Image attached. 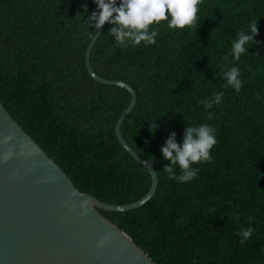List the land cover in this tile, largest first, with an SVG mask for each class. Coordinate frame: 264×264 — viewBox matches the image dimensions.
Segmentation results:
<instances>
[{
	"label": "trees",
	"instance_id": "trees-1",
	"mask_svg": "<svg viewBox=\"0 0 264 264\" xmlns=\"http://www.w3.org/2000/svg\"><path fill=\"white\" fill-rule=\"evenodd\" d=\"M96 8L93 0H0V101L82 192L128 205L149 193L152 175L115 132L130 91L87 70L98 31L86 22ZM253 20L260 43L234 61L232 42ZM198 26L170 29L164 21L152 26L155 45L121 48L106 24L95 43L94 71L137 92L122 134L159 178L145 205L99 212L157 264H264V0H203ZM233 66L239 92L225 87ZM218 92L222 102L206 109L201 101ZM202 124L215 129L211 162L193 165L191 181L169 179L161 147L170 133L182 144L186 127ZM248 227L255 231L241 244Z\"/></svg>",
	"mask_w": 264,
	"mask_h": 264
},
{
	"label": "water",
	"instance_id": "water-1",
	"mask_svg": "<svg viewBox=\"0 0 264 264\" xmlns=\"http://www.w3.org/2000/svg\"><path fill=\"white\" fill-rule=\"evenodd\" d=\"M106 24L87 49L86 67L96 81L130 91L131 103L115 132L124 149L151 173L152 187L128 205L107 204L82 192L0 101V264H157L130 234L99 212L137 209L155 196L159 185L155 168L122 134L137 92L125 82L101 77L91 64L92 49Z\"/></svg>",
	"mask_w": 264,
	"mask_h": 264
},
{
	"label": "clouds",
	"instance_id": "clouds-1",
	"mask_svg": "<svg viewBox=\"0 0 264 264\" xmlns=\"http://www.w3.org/2000/svg\"><path fill=\"white\" fill-rule=\"evenodd\" d=\"M97 5L95 11L87 17L86 26L89 29L99 31L106 23L111 25L108 30L115 38V42L121 48L132 46H152L156 44L158 31L152 26L168 21V28L183 30L185 28L196 29L198 26V13L203 0H93ZM87 13V6L82 5ZM250 31H238L232 42L231 56L234 61L240 60L243 54L248 53L258 35L257 21L253 20L249 26ZM227 60L228 57H223ZM240 71L237 66L223 73L226 80L225 87H231L237 92L242 88ZM224 92L213 93L211 101H201L206 109H211L213 103L219 105L222 102ZM211 119V113H209ZM158 128L157 122L150 127ZM215 129L207 124L200 126H187L182 144L177 143L176 133H170L164 146L161 147L163 159L169 161L163 168L169 179L178 183H185L197 177L199 168L195 164L210 163L211 150L216 145ZM179 167L180 174L175 172ZM254 228L241 229L238 233L240 243L248 241Z\"/></svg>",
	"mask_w": 264,
	"mask_h": 264
}]
</instances>
